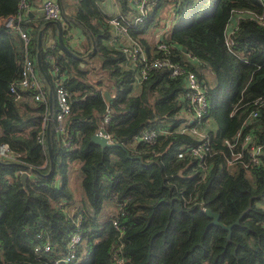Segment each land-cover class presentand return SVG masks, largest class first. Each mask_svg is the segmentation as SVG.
I'll use <instances>...</instances> for the list:
<instances>
[{"label": "trees", "instance_id": "trees-1", "mask_svg": "<svg viewBox=\"0 0 264 264\" xmlns=\"http://www.w3.org/2000/svg\"><path fill=\"white\" fill-rule=\"evenodd\" d=\"M100 1L61 0L66 12L61 13V22L68 28L77 27L85 40L82 51L68 47L70 51L83 56L93 40L94 52L88 58L98 62L91 73L99 77L96 86L87 82V69L79 66V60L62 49L54 28L52 44L41 42L38 48L41 74L35 59L37 32L41 30L42 41L47 28L54 25L43 18L25 24L29 35L26 51L36 64L43 91L51 95L48 122L47 94L40 103L44 120L38 129L44 135L47 124L50 160L45 139L38 142L37 134L29 146L21 138L14 141L8 90L11 84L18 88L20 49H15L13 41L19 37L0 22V142L12 144L36 171L23 186L18 170L25 167L0 158V264H113V251L125 258L124 264H264V208L258 205L264 197V102L242 127V132L249 130L261 145L259 162L247 167L227 164L229 149L224 143L254 107L250 102L264 96V24L244 16L246 11L260 13L261 3L172 0L174 22L162 37L171 43L169 56L204 79L207 107L196 126L208 139L211 153L208 169L202 173L193 157L176 156L197 143V135L191 131L196 122L189 121L181 78L164 69H151L137 82L141 61L129 63L118 45L109 41L112 28L100 10ZM114 1L123 17L129 19L136 13L128 0ZM146 1L144 18L128 25L127 34L149 58L155 55V42L143 34L159 26L160 4ZM17 3L0 0V21L14 14ZM238 12L244 15L238 16ZM234 17L226 45L225 28ZM59 29L66 44V29L62 24ZM183 49L199 64L182 57ZM47 52L55 55L52 63L44 58ZM52 65L57 68L55 75L50 72ZM206 66L213 72L211 85L200 70ZM58 82L69 94V113L63 120L67 144L54 130L53 89ZM105 87L114 94L108 107L101 97ZM106 112L110 120L102 125ZM100 125L117 144L101 147L89 139ZM144 131H154L151 144L139 139ZM238 145L239 141L235 148ZM68 162L78 163L83 193L78 205L73 204L67 187ZM104 201L110 205L100 218ZM120 201L125 211L117 218L123 224L121 234L110 222L114 205ZM204 208L216 212L224 224L246 211L226 239V230L220 226L205 227L209 218ZM74 231L80 233L81 241L75 256L63 260ZM46 242L48 250L43 249Z\"/></svg>", "mask_w": 264, "mask_h": 264}, {"label": "built area", "instance_id": "built-area-1", "mask_svg": "<svg viewBox=\"0 0 264 264\" xmlns=\"http://www.w3.org/2000/svg\"><path fill=\"white\" fill-rule=\"evenodd\" d=\"M261 3L262 11L260 13H254L251 11H246L245 13L253 17L257 23L264 24V0H258ZM136 13L129 19L123 17L120 13L109 17L106 21L112 27V34L110 42L116 44L117 37L121 34L127 35V26L133 25L135 23L141 22L144 18L147 10V1L146 0H133ZM42 15L45 20H56L61 22V10L57 0H41ZM174 17V15H173ZM172 17V18H173ZM32 16L30 13V3L29 0H18L16 11L14 14L2 17L1 23L6 26L14 29L20 39V50H19V60H20V74L17 81L18 88L13 84L9 85V96L10 98H17L20 96L21 89L28 90L31 94L32 100L35 102H44V92L42 89L41 82L38 78L36 64L34 60L28 55L26 51V45L29 41L28 35V25L30 23ZM172 20V19H171ZM63 28L66 29L67 25L61 22ZM166 25L161 26L158 30V37L155 40L154 52L155 55L146 57L144 50L141 48L140 44L130 37V42L127 44H119L118 48L123 52L129 63L135 62L137 59L141 61V66L137 73L136 81L139 82L143 80L148 71L151 69H164L172 77H180L184 91L182 94L183 99L187 102L186 110L190 114V120H194L196 124L191 127V131L197 135V143L186 147L176 153L177 157H182L189 155L195 159L197 167L205 173L208 169L207 157L210 155L209 151V141L206 136L202 135L197 130V123L200 122L201 118L206 112V96H205V86L202 79L198 78L195 71L186 66L185 64L174 61L169 56V45L170 42L166 41L164 38L167 29ZM230 34H226V45L230 42L228 38ZM228 38V39H227ZM44 58L53 62L55 55L51 52L44 53ZM188 59V58H187ZM142 62H144L142 64ZM50 72L56 74L57 68L52 65ZM54 100H55V112H54V130L56 134L61 137V140L64 144H67L66 135L64 134L63 120L65 116L69 113V103H68V92L64 87L58 82L53 89ZM264 102V96H258L254 98L250 103L254 107L251 108L245 119L241 122V125L231 139H225L224 143L229 149V156L226 158L227 164L240 163L242 167H247L250 165L257 164L260 160L261 145L259 142L254 139L249 130L242 132V127L247 125V121L250 118H253L257 114V105ZM237 107V106H235ZM44 116L42 118L43 125ZM110 120V115L106 112L102 119V125ZM103 131L102 126L100 125L94 133L101 134ZM104 135L109 139V136L104 132ZM155 133L154 131H144L139 136V139L143 142L151 144L154 140ZM44 138L43 130L40 129L37 133L36 140L42 142ZM239 141L237 148L236 144ZM245 156V158H244ZM0 158L13 161L17 164L23 165L25 168L18 170L20 173L22 170H27L31 172L30 169H33L34 166L30 162L25 161L23 155L12 148V144L8 142H0ZM43 166V164L41 165ZM57 207L61 206V202L55 203ZM123 202H117L114 205V213L111 215V225L112 227L121 234L123 231V224L120 225L117 221V218L124 216ZM79 222V216L77 215L74 219V224L77 225ZM81 241V235L79 232L74 231L70 234L67 241V255L63 260H68L75 256L77 246ZM35 250L39 249L38 246L34 248ZM44 250L49 249V243L43 245ZM113 264H124L125 258L118 254L116 251H113L112 255Z\"/></svg>", "mask_w": 264, "mask_h": 264}, {"label": "crops", "instance_id": "crops-1", "mask_svg": "<svg viewBox=\"0 0 264 264\" xmlns=\"http://www.w3.org/2000/svg\"><path fill=\"white\" fill-rule=\"evenodd\" d=\"M157 1V0H156ZM58 2V0H57ZM130 3V6L135 9L133 0H128ZM159 2V17H160V24L159 26H156L154 29L149 30L148 32L144 33L143 36H145L147 39H149L152 42H155L156 38L158 37V30L161 26L166 25L165 29H168L170 25L174 22V4L172 3V0H158ZM30 3V13L32 16V23H36L38 20L43 18L41 9V0H29ZM59 3V2H58ZM60 7V5H59ZM99 7L102 13L104 14V18H109L112 16H115L119 14L118 6L116 5L114 0H101L99 2ZM66 13V12H65ZM173 17V18H172ZM44 19V18H43ZM172 19V20H171ZM235 17L232 18L231 22L226 26L225 32L226 34H230L231 30L235 24ZM47 22V21H46ZM45 22V23H46ZM59 27L61 26L60 22H58ZM54 25V24H53ZM111 26V25H110ZM52 28H54L56 31V26L47 28L46 35L42 38V44H46L47 46L52 44ZM112 28V27H111ZM67 32L65 34V40H66V46L70 48H74L76 50L82 51L85 46V40L83 35L81 34L80 30L77 27H69L67 28ZM60 30V29H59ZM112 31V30H111ZM17 37V36H16ZM19 38H15L13 43L15 49H19L20 47V40ZM130 37L124 34H121L117 37L116 44H127L130 42ZM110 41V40H109ZM90 52L88 55L87 53ZM93 50L90 49L82 56V59L79 60V66H84L87 69V73L89 75V78L87 79V82H90L92 86H96L95 83L99 79L97 78V74H94L93 77L91 76V73L96 70L98 62L94 58H88L92 53ZM191 61L193 65H198L199 62L196 58H190L188 55H186V52L183 54L182 57H186ZM99 75V74H98ZM39 78V77H38ZM101 81L105 80V77H100ZM40 80V78H39ZM89 80V81H88ZM106 80H108L106 78ZM204 82V79H202ZM41 85L43 87V82L40 80ZM108 92L111 95H114L112 91H110L107 87H105ZM46 91V90H45ZM44 92V91H43ZM49 92V91H48ZM45 94L48 93L44 92ZM44 94V98H45ZM113 98V97H112ZM12 104L10 107V113L12 115V120L10 121V125H13L14 128H16V132L13 134L14 141H17L19 138L23 139V141L26 142V144L29 146L36 134L38 133L39 125L42 121L43 111H40V103L41 102H35L32 100L31 94L28 92V90H22L20 92V96L17 98H11ZM51 101V100H50ZM47 106H48V100H47ZM191 122V120L189 119ZM77 162H68V166H71L72 170L75 171L77 169ZM68 174V173H67ZM72 199V196H71ZM258 205L264 208V200L263 202H258Z\"/></svg>", "mask_w": 264, "mask_h": 264}, {"label": "water", "instance_id": "water-1", "mask_svg": "<svg viewBox=\"0 0 264 264\" xmlns=\"http://www.w3.org/2000/svg\"><path fill=\"white\" fill-rule=\"evenodd\" d=\"M59 2V5H60V10H61V13L62 14H66L62 5H61V0H58ZM40 11L42 12V8L40 9ZM46 23H52L56 26V39L58 41V43L60 44V46L62 47V49L64 51H66L67 53L71 54L73 57L77 58V59H82V56H78L76 55L75 53H73L72 51H70V49L66 46V44L63 43L62 41V38H61V35H60V30H59V24H58V21L56 20H47ZM41 30H38L37 32V36H36V47H37V52H36V64L41 72V74H43L40 66H39V60H38V48H39V45L41 43ZM94 48V45H93V40L91 39V50H93ZM183 52H185V50L183 49ZM90 52L87 53V55L89 54ZM101 97H102V100L103 102L105 103L106 107L109 106V102L110 100L112 99L113 95H111L108 90L106 88H102L101 89ZM47 100H48V110H47V113H46V119H47V122L49 120V117H50V111H51V107H50V103H51V95H50V92H48V96H47ZM95 114H97V111H95ZM44 139H45V144H46V148H47V153H48V157H49V160H50V152H49V140H48V134H47V124L45 126V134H44ZM89 139L98 144L99 146L103 147V146H108V145H112V144H117L115 142H112L111 140H108V138L104 135V132H102L101 134H96V133H92L89 135ZM138 159L139 160H142L140 156H138ZM51 165V163H50ZM31 172H27V170H22L19 174H18V177L22 183V185L24 186V180L28 177V176H32L33 175V172H36L35 169H30ZM204 213L206 214V216L209 218L208 222L206 223L205 227H207L209 224H214V225H218L220 226L222 229L226 230V239H229V236H230V229L233 225H237L238 222H239V219L241 218V216L243 215V213L246 211V209H243L241 210L236 216L235 218L228 224H224L222 222H220L218 220V214L214 211H211L210 209L208 208H204L203 209Z\"/></svg>", "mask_w": 264, "mask_h": 264}, {"label": "rangeland", "instance_id": "rangeland-1", "mask_svg": "<svg viewBox=\"0 0 264 264\" xmlns=\"http://www.w3.org/2000/svg\"><path fill=\"white\" fill-rule=\"evenodd\" d=\"M238 16H241V15H244L243 12H238ZM244 16H248V17H251L249 16L248 14L245 13ZM252 19H254L252 17ZM207 84L208 85H211L214 83V77H213V72L212 70L209 68V67H204L202 69H200ZM229 169H231V166H229ZM67 187H68V190L70 191L71 193V196H72V201H73V204L75 205H78V204H81L82 202V198H83V193H82V190H81V187H80V184H79V174H78V171L75 170L73 171L71 166H68L67 167ZM264 200V197L262 198V201L263 202ZM259 201V202H260ZM109 203L107 201H104L103 204H102V209L100 211V215L99 217H104L107 213L105 212V209L107 208V206L109 207Z\"/></svg>", "mask_w": 264, "mask_h": 264}]
</instances>
